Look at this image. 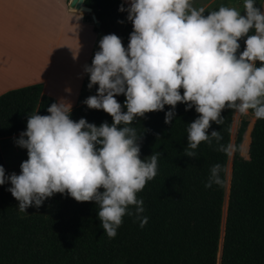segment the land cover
<instances>
[{"label": "clouds", "instance_id": "clouds-1", "mask_svg": "<svg viewBox=\"0 0 264 264\" xmlns=\"http://www.w3.org/2000/svg\"><path fill=\"white\" fill-rule=\"evenodd\" d=\"M127 3V9L118 8L128 12L132 24L127 48L118 35H104L84 69L88 88L98 86L84 104L103 110L111 124L74 121L71 105L59 100L47 108L48 115L28 116L17 141L28 157L19 175L6 176L0 165V185L10 182L8 191L19 211L66 193L77 202L99 205L97 216L109 238L116 236L125 215H135L141 227L148 221L137 193L156 176L160 153L141 159L142 134L129 126L135 119L167 105L164 123L170 124L177 104H185L186 111L194 107L198 117L188 124L185 150L193 159L202 142L211 146L215 140L217 151H234L221 143L220 131L209 133L212 123L223 122L226 108L241 115L251 110L264 120V9L255 0H244L243 14L223 5L206 11L191 0ZM121 94L123 105L116 99ZM222 171L221 164L213 165L205 187L222 186Z\"/></svg>", "mask_w": 264, "mask_h": 264}, {"label": "trees", "instance_id": "trees-1", "mask_svg": "<svg viewBox=\"0 0 264 264\" xmlns=\"http://www.w3.org/2000/svg\"><path fill=\"white\" fill-rule=\"evenodd\" d=\"M82 3L91 9L98 28L106 35H118L127 48L133 29L128 12L118 11L122 4L128 8L124 2ZM239 43L243 51L244 39ZM88 83L84 72L83 86ZM97 87L88 88L87 97L95 95ZM116 99L123 105L124 95ZM84 101L71 108V119L111 124V116L89 109ZM52 103L39 83L1 93L0 138L24 132L28 116L48 115ZM185 108L177 104L170 124L164 123L170 110L166 105L129 125L142 134L141 159L160 153L156 176L137 193L145 209L141 215L148 217L144 227L135 215H125L116 236L109 238L97 216L99 205L77 202L66 193L54 194L44 210L23 214L6 182L0 185V264H264V120L249 110L253 123L246 128L239 150L248 159L240 162L236 148L247 123L245 117L240 119L229 169L227 153L216 150L215 140L211 146L202 142L195 159L185 156L188 124L198 117L194 107ZM233 113L226 108L223 122L212 123L209 129V133L220 131L225 145L230 143ZM217 163L222 165L224 183L206 188L210 169ZM0 165L8 176L1 153ZM129 210L134 213V206Z\"/></svg>", "mask_w": 264, "mask_h": 264}, {"label": "crops", "instance_id": "crops-1", "mask_svg": "<svg viewBox=\"0 0 264 264\" xmlns=\"http://www.w3.org/2000/svg\"><path fill=\"white\" fill-rule=\"evenodd\" d=\"M68 2L0 0V94L39 83L42 93L71 108L86 99L84 69L101 30Z\"/></svg>", "mask_w": 264, "mask_h": 264}, {"label": "rangeland", "instance_id": "rangeland-1", "mask_svg": "<svg viewBox=\"0 0 264 264\" xmlns=\"http://www.w3.org/2000/svg\"><path fill=\"white\" fill-rule=\"evenodd\" d=\"M191 2H192V5L194 7H196V8L204 7L206 9V11L218 10V8L222 5L235 7L239 11H242L244 0H191ZM255 2H256V5L262 7L264 0H255ZM85 14H86L87 20L92 22L91 18H90V14L89 13H85ZM205 15H207V12L205 13ZM104 35H106V34L101 30L99 32L96 43L94 45L93 54H95V52H97L99 50V41L101 40V38ZM87 92H88V87L85 85L84 90H83V92H81V94L82 93L86 94ZM242 117H245L247 123H246L245 129L241 135L239 144L236 148L237 149L236 156L240 162H243V161L248 159V157H247V159H245L243 154L242 155L239 154V150H240V144H241L242 139H243V134H244L246 128L247 127L251 128V126H252L253 117L251 114L248 113L247 115H241L240 113H238L237 111L234 110L233 117H232V123H231L230 143H229L234 147V137L236 134V129H237L238 123ZM14 137L15 138L3 137L0 139V152H1L2 159H3V162H4V165H5V168H6L8 175H10L12 173H16L17 175H19L20 164L28 158L27 157V149L22 148L17 144V141L19 140L20 136H14ZM233 152L231 154H227L226 166L228 165L229 169H230V161L233 157ZM247 152H248V148H247ZM227 185H228V181H227ZM10 187H11V184H10ZM14 201H15V204L18 208V201L15 198H14ZM48 205H49V198L45 199L44 202L42 203V205L38 208L35 206H30L25 210V212H21V211L20 212L23 214L33 213V212H37V211H41V210L46 209L48 207ZM224 205H225V202L223 204V207H224Z\"/></svg>", "mask_w": 264, "mask_h": 264}, {"label": "water", "instance_id": "water-1", "mask_svg": "<svg viewBox=\"0 0 264 264\" xmlns=\"http://www.w3.org/2000/svg\"><path fill=\"white\" fill-rule=\"evenodd\" d=\"M68 5H69V7L73 8L75 10L89 13L92 23H94L96 26H98V22L95 19L94 14L91 12V9L88 6H85L82 3V0H69Z\"/></svg>", "mask_w": 264, "mask_h": 264}]
</instances>
